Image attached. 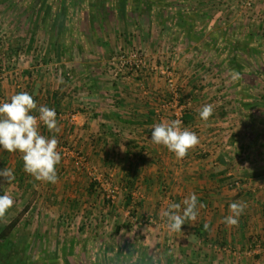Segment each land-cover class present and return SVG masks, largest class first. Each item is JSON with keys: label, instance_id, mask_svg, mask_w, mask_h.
Instances as JSON below:
<instances>
[{"label": "crops", "instance_id": "0c3cea01", "mask_svg": "<svg viewBox=\"0 0 264 264\" xmlns=\"http://www.w3.org/2000/svg\"><path fill=\"white\" fill-rule=\"evenodd\" d=\"M127 11L129 14V10ZM255 11L254 17L241 19L245 24L251 23V27L259 28L264 22V4L256 6ZM128 14L124 8L120 9L121 20H105V29L101 31H96L95 26L90 24L86 27L88 30L84 28L68 31L64 29V20H55L48 26L46 36L39 41L40 47L32 49L36 59H42L41 62L38 59L35 63L34 56H28L29 59L18 63L22 67L21 78L0 83V95L9 98L25 91L33 95L38 106L44 104L55 108L59 131L49 133L43 124L40 130L44 135H56L59 140L58 151L62 155L61 163L57 166L60 189L55 191L51 182H44V186L48 185L42 190L39 188L41 181L24 170L22 153L0 149V169H12L15 174V179L10 182L5 177H0V188L13 189L20 183L28 191L32 190V195L37 193L38 197L42 193V197H45L59 191L58 197L63 199L60 202L64 204L62 211L67 212L66 214L95 203L102 212L107 211L106 215L111 221L119 218L123 223L114 230L118 236H124L118 244H104L97 240L89 244L90 250L94 248L103 252L100 259L75 263L64 260V264H129V252L139 250L140 247L149 251L152 248L160 250L161 254L157 253L160 264H264V100H260L259 96V100L256 99L255 93L244 97L241 92L238 94V90L232 100L230 93L229 98L221 97L222 91H215L216 85L208 79L203 84H197L195 70L198 69L187 68L194 61L186 64L187 59L193 58L194 52H188L182 57L183 53H177L175 47H172L174 51L165 54L171 56L174 68L190 74V81L187 77L183 87L191 106L189 113L192 120L185 127L196 132L200 142L183 158H177L163 145L154 144L150 140L152 126L168 120L164 116L170 112L167 107H162L166 92L162 77L157 72L140 76L134 73L115 81L94 60L105 57L108 51L134 43L131 31L128 30L129 21L125 20ZM36 17L37 14L29 22L34 30L42 23ZM66 24L70 25L67 20ZM141 25L143 24L140 22L137 26ZM52 27L57 28L58 42L53 37V32L51 33ZM137 32L139 30L135 33ZM158 36L159 34L154 36L155 46L158 44L161 48L162 45L170 47L169 43L176 42L173 33L168 37L164 34L160 38ZM137 37L140 42L143 41L140 36H134V40ZM148 37L145 36L147 39ZM260 37L251 36L250 40L259 43ZM32 38L30 36L28 39L30 46L34 45L32 41L35 42V38ZM57 43L59 45L55 49ZM144 47L146 48L145 45ZM162 52H165L163 48L156 53ZM197 53L195 54L198 55ZM249 54L252 60L259 59L258 54L264 58V52L251 51ZM147 55L151 57L150 54ZM262 67L264 69V64ZM58 68L60 72L67 69L74 71L73 74L78 78L74 90L69 81L61 78L60 73L54 72ZM255 68L259 70L257 61ZM255 68L245 67L242 72L250 77ZM234 70L239 71L237 68ZM254 73L257 79L258 74ZM261 85L264 86V83ZM261 85L253 80L249 84L245 83V86H250L251 92L258 91ZM77 88H82L83 92H77ZM245 89L248 90V87ZM205 104L214 106L213 114L207 121L199 116V111ZM72 113L76 114L73 122L69 119ZM60 145H67L87 154V167L79 168L75 161L74 164H68L63 158L65 155ZM95 171L96 177H107L112 184L121 186V193L114 204L99 195V182L94 176L90 178ZM84 177L88 181L84 182ZM235 179L242 181V186H238L240 188L233 187ZM92 183L96 184L97 191H91ZM162 184L166 185L168 191L163 190ZM49 187L52 188L51 191ZM69 190L71 191L68 192ZM192 193L198 197L197 217L183 224L181 232H170L162 212L169 203L182 204L184 198ZM234 201L243 202L246 207L235 225H227L223 218L230 214L229 205ZM131 212L132 218L137 213L136 219L155 215L162 220L166 225L149 226L146 231L150 232L148 236L151 238H154L151 235L154 231L156 235H161L158 238L161 242H154L152 239L149 242L147 238L142 243L148 248L135 240L130 241L127 234H132L129 229L133 227L132 225L130 228V225L134 221L128 220L127 215ZM99 231V227L95 228L91 234ZM105 233L110 234L108 231ZM74 245L75 249L83 252L88 246L83 242H76ZM159 262L156 260L154 264ZM142 263L147 262L144 260Z\"/></svg>", "mask_w": 264, "mask_h": 264}, {"label": "rangeland", "instance_id": "374dc122", "mask_svg": "<svg viewBox=\"0 0 264 264\" xmlns=\"http://www.w3.org/2000/svg\"><path fill=\"white\" fill-rule=\"evenodd\" d=\"M259 4H264V0H0V83L16 81L22 77V67L18 63L29 59L30 57L28 56H34L32 49L37 50L40 47L39 41L41 42V39L46 36L49 30L48 26H51L55 20H64V29L66 28L68 31L81 30L90 25L95 26L96 31H101V29H105L103 26L105 20L107 22L111 19L121 20L119 10L124 8L126 14H128L127 10H129L125 20L129 21L128 30L131 31V37L133 36L131 39H133L134 43L108 51L105 57L94 60H97L99 65L105 68L111 78L118 81L125 75L119 76V78L113 77L109 69V64L113 57H117L120 54H129L131 51L143 52L146 55L150 54L151 59L148 60V64L135 74L140 76L145 73L149 75L157 72L162 77L166 89L162 107H167L170 110L164 116V119H176L175 112L179 110L184 116L185 111L190 110L191 107L185 93L186 89L183 87L187 77L190 81V74L188 71L186 74L184 70L179 72L174 68L175 63L171 60V56L165 54L166 52L170 53L173 50L172 47H175L177 53H183L182 57L186 56L188 52H194L192 57L195 60L190 57L191 59H187L186 64L194 61V64L191 65L190 63L187 68L194 70L197 68L199 70H195L197 84H203V81L205 82L208 79L216 85L215 91L219 93L222 91L220 93L221 97L229 98L230 93L232 100L234 95L237 94V90L238 94L240 95L241 92L244 97L255 93L254 95H257L256 99L259 96L260 100H264V86L261 85L264 83V69L262 67L264 58L260 54L257 56L259 59L252 60L249 57L251 51L264 52V38L260 37L264 36V22L261 23L259 28L251 27V23H244V20L256 15L255 9ZM36 14L38 22L40 23L41 20L42 23L34 30L29 22L33 20L32 18ZM262 14L264 15V12ZM241 18H244V20ZM66 20L70 24L69 26L66 24ZM140 22L143 25L138 27L137 25ZM50 30L58 42L57 28L52 27ZM137 30L139 32L135 33ZM172 33L175 34V40L178 43H169L170 47L169 45H162L165 52L156 53L162 48L158 44L155 46L154 41L156 38L154 36L164 34V36L168 37ZM256 35H259L261 41L259 43L251 42L250 37ZM30 36L35 38V42L32 41V43L36 47L34 45L30 46L28 41ZM134 36H140L147 49L144 45H141L142 42L139 41V37L134 40ZM145 36L150 37L147 39ZM37 39L38 41H36ZM148 41L150 42L148 43ZM146 42L148 43L147 45ZM13 45L16 47L17 54L12 53L11 47ZM58 45L57 43L55 49L58 48ZM150 48H152V51H150ZM153 55H157V57ZM38 59V57L36 59V56H34L33 60L36 63ZM41 60L39 59L40 62ZM56 60L54 62H57ZM256 61L258 62L259 70L255 68ZM53 66L55 67V65ZM250 66L255 68L253 76L254 72H257V79H255V76L246 77L248 74L242 72L243 68H250ZM72 68L70 67V69ZM164 68H168L171 71L170 76L162 72ZM235 68L239 70L242 81H240V78L238 80L232 79ZM67 70L60 72L58 68L54 72L60 73L59 76L61 78L69 81L73 85L71 89L74 90L78 78L73 74L74 71ZM170 78L172 79V84L169 81ZM252 80L257 81L261 85L258 91L254 90L251 92L250 86H245V83L249 84ZM189 81L187 79V83ZM240 86L248 87V90L245 87L240 88ZM230 88H232V91H230ZM78 90L77 92L79 93L83 92L82 88ZM1 99L5 100L7 97L0 95ZM228 102H230V99ZM182 124L184 127L187 126V123L183 120ZM68 147L71 150L80 151L70 146ZM84 155L86 157L85 163L83 165L76 164L82 169L87 167L89 161L88 155ZM63 158L67 160L68 164L76 162L75 158L70 155ZM93 176L99 182V195L110 201V204L117 202V198L121 193L119 192L121 186L112 184L107 177H96V171L91 174L90 178H93ZM85 181H88L87 177H84ZM236 181H239L240 186H242V181L235 179L233 180V187L240 188L236 186ZM44 184V181H41L39 188L44 190V187L48 185L44 186ZM58 184L59 178L55 183L51 184L55 191L60 189ZM162 185L163 190L168 191L166 185ZM49 190L51 191L52 188L50 189L49 187ZM3 192L11 195L14 203L3 216H0V264H64V260H72L75 263L76 261L100 259L103 256V252L96 251L94 248L90 250L89 244L93 240L104 244L106 242L118 244L117 242H121L122 238H124V236H118L116 234L117 231H114L123 224L119 221V218L111 221L109 216L106 215L107 211L102 212L95 203L88 204L80 211L75 210L71 214H66L67 212L62 211L64 204L60 202L63 199L58 197L59 191L56 194H48L45 197H42V193L38 197L37 193L32 195V190L28 191L24 185L18 183L13 189L0 188V194H3ZM32 196L34 197L32 198ZM96 207L97 210H95ZM132 213L127 215L128 220L132 221L133 219L134 221L130 225V228L132 225L133 227L129 229V231L132 230V234L130 232L127 234L130 241L133 242L135 240V242H140L143 246H147L142 243L146 242L147 238L149 242L151 239L154 242H161L158 239L162 237L161 235H156L154 231L151 234L154 238H151L148 236L150 232L146 233V231L149 226L166 225V222L163 223L155 215H150L155 223L143 221L142 219L146 217L136 219L138 215L135 213L132 218ZM13 220H18V223L12 232L7 236H2L1 233L6 228V225ZM98 227L101 231L91 234L93 229ZM108 227H112V229H108ZM106 231L110 232V234H106ZM76 242L87 244V250L83 252L80 249H75L74 244ZM84 247L86 248V246ZM160 252L157 248H152L149 251L140 247L139 250L129 252L131 255L127 258V263L154 264L156 260L158 263L157 253L159 255L161 254ZM139 260L142 261L140 262ZM144 260L147 263H142Z\"/></svg>", "mask_w": 264, "mask_h": 264}, {"label": "clouds", "instance_id": "9594fccd", "mask_svg": "<svg viewBox=\"0 0 264 264\" xmlns=\"http://www.w3.org/2000/svg\"><path fill=\"white\" fill-rule=\"evenodd\" d=\"M240 78L239 72L232 74L233 80ZM214 106L205 104L199 111L202 120L207 121L212 116ZM35 113V114H34ZM41 124L49 133L59 131L55 108L47 105H37L33 95L21 91L0 101V149L8 152L22 153L24 170L36 180L55 183L58 179L57 166L62 155L58 151L59 140L56 135H44ZM154 144L165 146L177 158H183L188 151L199 144L196 132L184 127L181 119L163 120L152 126L151 139ZM0 177L9 182L15 179L12 169H0ZM11 195L0 194V216H3L12 206ZM202 206V205H200ZM246 204L240 201L230 203V214L223 218L227 225H235L244 212ZM198 197L195 193L185 197L181 203H169L162 212L166 218L170 232H181L182 225L189 219L195 220L198 215Z\"/></svg>", "mask_w": 264, "mask_h": 264}, {"label": "built area", "instance_id": "2783aa9c", "mask_svg": "<svg viewBox=\"0 0 264 264\" xmlns=\"http://www.w3.org/2000/svg\"><path fill=\"white\" fill-rule=\"evenodd\" d=\"M148 60H150V58L143 52L131 51L129 54H120L117 57H113L110 61L109 69L114 78H119V76L121 77L122 75L127 76L128 74L133 75L137 71L141 70L142 67L146 66L148 64ZM162 72L167 73L169 76L171 75V71L168 68L162 69ZM169 81L171 83L172 79L170 78ZM0 101H3V99ZM175 116L176 119L183 120L181 110L176 111ZM69 119L72 122L75 121L76 114H70ZM61 150L65 156L72 155L78 165H83L86 161V157L81 151L71 150L68 146H61ZM235 184L236 186H240L239 181H236ZM112 197H114V195H112ZM142 220L155 223L152 217L144 218Z\"/></svg>", "mask_w": 264, "mask_h": 264}, {"label": "trees", "instance_id": "16d2710c", "mask_svg": "<svg viewBox=\"0 0 264 264\" xmlns=\"http://www.w3.org/2000/svg\"><path fill=\"white\" fill-rule=\"evenodd\" d=\"M11 49L13 50L12 53L13 52H16V47L15 46L11 47ZM50 108H52V107H50ZM191 120H192V118H191V114L189 113V110L185 111L184 116H183V121L185 123H189ZM94 185H95V187H94ZM91 187H92L91 188L92 189L91 191L96 190V184L92 183L91 184ZM17 223H18V220H13L12 222L8 223L6 225V228L4 229V231L1 233L2 236H7L8 234H10L12 232V230L14 229V227L16 226Z\"/></svg>", "mask_w": 264, "mask_h": 264}]
</instances>
